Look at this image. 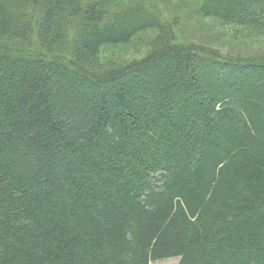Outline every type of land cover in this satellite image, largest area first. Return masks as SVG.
I'll use <instances>...</instances> for the list:
<instances>
[{
	"label": "trees",
	"instance_id": "1",
	"mask_svg": "<svg viewBox=\"0 0 264 264\" xmlns=\"http://www.w3.org/2000/svg\"><path fill=\"white\" fill-rule=\"evenodd\" d=\"M193 1L264 36V0ZM144 4L0 0V264H264V56Z\"/></svg>",
	"mask_w": 264,
	"mask_h": 264
},
{
	"label": "rangeland",
	"instance_id": "2",
	"mask_svg": "<svg viewBox=\"0 0 264 264\" xmlns=\"http://www.w3.org/2000/svg\"><path fill=\"white\" fill-rule=\"evenodd\" d=\"M139 0H116L112 11L126 8ZM198 2L193 0H147L145 10L159 17L172 27L175 38L184 43H195L206 51L212 50L220 56L241 58L264 56V36L250 34L245 28L224 25L214 19H202L196 15ZM145 14V13H144ZM141 36V35H140ZM155 33H145L139 39L124 46H106L101 49L99 61L123 64L142 57L147 44ZM178 258H170L150 264H178Z\"/></svg>",
	"mask_w": 264,
	"mask_h": 264
}]
</instances>
